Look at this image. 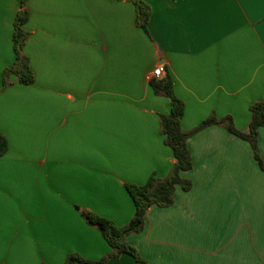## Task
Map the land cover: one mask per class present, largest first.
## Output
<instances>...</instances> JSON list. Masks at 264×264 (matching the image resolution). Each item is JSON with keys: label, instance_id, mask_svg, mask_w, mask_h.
<instances>
[{"label": "crops", "instance_id": "crops-1", "mask_svg": "<svg viewBox=\"0 0 264 264\" xmlns=\"http://www.w3.org/2000/svg\"><path fill=\"white\" fill-rule=\"evenodd\" d=\"M136 2L148 6L147 32ZM22 10L33 82L12 74L3 87ZM158 66L184 103L182 130L210 115L245 130L264 99V0H0V264L110 252L80 211L126 225L125 185L175 163L159 129L169 100L150 85ZM186 145L190 188L151 206L126 243L148 264H264V171L249 143L210 125ZM257 145L264 158V127ZM107 264L142 263L121 254Z\"/></svg>", "mask_w": 264, "mask_h": 264}, {"label": "trees", "instance_id": "trees-1", "mask_svg": "<svg viewBox=\"0 0 264 264\" xmlns=\"http://www.w3.org/2000/svg\"><path fill=\"white\" fill-rule=\"evenodd\" d=\"M135 6L136 24L147 32L146 25L149 19L148 6L142 2H136ZM26 20L27 12L25 10L20 11L15 17L13 32L15 59L13 64L6 67L2 73L3 87L9 85L8 77L12 74L16 75L23 84L33 82V73L30 69L28 59L22 53V46L27 35L22 25ZM150 85L155 94H162L169 100V112L159 115V129L160 134L163 136L164 144L172 152L175 163L170 173L164 178L151 175L142 185H125V189L134 205L133 215L126 225L119 227L107 218L98 216L88 210H81L80 214L82 217L89 225L97 229L108 244L110 252L97 260L85 259L78 254L72 253L66 256L63 264H107L109 259L118 258L121 254L132 256L137 263L148 264L138 255L132 246L126 243L125 238L130 234H137L142 231L144 216L151 206L167 207L173 202V194L177 186L183 190L190 188V181L181 177L182 172L188 171L192 167L186 141L189 136L205 127L210 125L221 126L227 132L248 142L252 148L255 160L261 170L264 171V158L261 156L257 145L258 130L264 127V99L253 102L249 106L250 120L245 130L238 129L229 115L219 118L210 115L193 129L184 131L180 127V120L184 113V103L174 95L170 76L166 74L161 79H152ZM7 149V140L0 134V155L4 154Z\"/></svg>", "mask_w": 264, "mask_h": 264}, {"label": "built area", "instance_id": "built-area-1", "mask_svg": "<svg viewBox=\"0 0 264 264\" xmlns=\"http://www.w3.org/2000/svg\"><path fill=\"white\" fill-rule=\"evenodd\" d=\"M162 71H163L162 67L158 66L152 71V76L157 79V78H159L161 76Z\"/></svg>", "mask_w": 264, "mask_h": 264}, {"label": "rangeland", "instance_id": "rangeland-1", "mask_svg": "<svg viewBox=\"0 0 264 264\" xmlns=\"http://www.w3.org/2000/svg\"><path fill=\"white\" fill-rule=\"evenodd\" d=\"M16 214H17V212L15 211V212H14V216H15L16 219H21V218H22L21 214H19V215L17 214L18 218H17ZM81 216H82V215H81ZM83 219H84V218H83ZM84 220H85V219H84ZM16 228H18V227H14V230H12L11 233H12L13 231H15ZM94 228H95V227H94ZM1 249H2V248H1ZM1 249H0V250H1ZM3 250H4V249H3ZM1 251H2V250H1Z\"/></svg>", "mask_w": 264, "mask_h": 264}]
</instances>
